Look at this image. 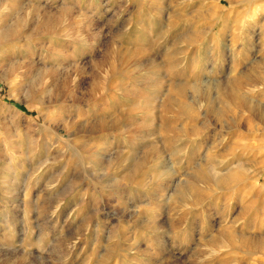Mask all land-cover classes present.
<instances>
[{
	"label": "rangeland",
	"instance_id": "obj_1",
	"mask_svg": "<svg viewBox=\"0 0 264 264\" xmlns=\"http://www.w3.org/2000/svg\"><path fill=\"white\" fill-rule=\"evenodd\" d=\"M0 264H264V0H0Z\"/></svg>",
	"mask_w": 264,
	"mask_h": 264
},
{
	"label": "bare ground",
	"instance_id": "obj_2",
	"mask_svg": "<svg viewBox=\"0 0 264 264\" xmlns=\"http://www.w3.org/2000/svg\"><path fill=\"white\" fill-rule=\"evenodd\" d=\"M245 43L246 42H244L243 45H245ZM240 74H239L240 75V81H238L239 78L238 79L236 78L235 79L236 83H234V82L229 83V86H228L229 88H226L224 91H222L223 97L230 103H235V102L238 103V102L242 101V99H240V97L237 96V94H236L237 91H236V88L234 86V84H236L237 86L243 85L244 82H242V80L244 81L245 79H247V78H245V75H246L245 73H240ZM240 87H242V86H240ZM237 88L239 89V87H237ZM225 116H226V114L219 112V113H217L216 119L222 120Z\"/></svg>",
	"mask_w": 264,
	"mask_h": 264
}]
</instances>
